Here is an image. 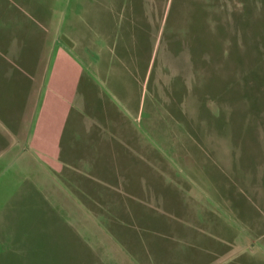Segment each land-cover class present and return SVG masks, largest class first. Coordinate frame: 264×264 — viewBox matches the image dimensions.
I'll use <instances>...</instances> for the list:
<instances>
[{
	"label": "rangeland",
	"instance_id": "obj_1",
	"mask_svg": "<svg viewBox=\"0 0 264 264\" xmlns=\"http://www.w3.org/2000/svg\"><path fill=\"white\" fill-rule=\"evenodd\" d=\"M13 3L0 0V35L10 29L29 45L33 21L53 18L59 47L77 53L85 45L82 91L90 88L95 102L74 112L65 148L71 141L75 156L126 163L137 158L133 134L142 135L148 151L140 150L157 164L150 190L177 204L169 216L149 210L146 224H182L175 232L192 235L194 264H264V0ZM16 106L0 104L13 132ZM35 123L23 128L25 144ZM14 140L0 136V147ZM48 165L36 151L0 148V253L22 254L25 264L39 254L22 232L46 240L50 220L58 224L48 210L87 225ZM87 236L102 240L93 227Z\"/></svg>",
	"mask_w": 264,
	"mask_h": 264
},
{
	"label": "crops",
	"instance_id": "obj_2",
	"mask_svg": "<svg viewBox=\"0 0 264 264\" xmlns=\"http://www.w3.org/2000/svg\"><path fill=\"white\" fill-rule=\"evenodd\" d=\"M7 2L14 5L18 0ZM10 23L15 25L16 17ZM33 23L35 27L27 28L29 45L10 29L0 35V104L17 103L13 111L22 112L16 132L0 121V136L7 139L11 134L16 139L8 145L5 142L0 148L6 150L17 145L38 152L55 171L56 181L63 176V192L79 208L87 225L70 222L72 216L64 214L63 210H48L47 215L56 218L58 224L50 220L46 240H36L40 236L32 234L33 228L28 229L31 233L21 230L27 236L29 248L39 254L37 261L29 258L31 263L194 264L192 235L175 232L184 229L182 224L167 225L165 221L148 226L145 222L149 210L169 216L172 213L168 208L173 209L177 204L169 200V193L162 191L164 196H157L150 190L151 168L157 164L152 165L140 150L148 151L141 144L142 135L133 134L131 126L122 129L127 135H134L131 146L137 158L126 162L128 164L113 158H89L87 152L75 156L72 153L77 148L71 147V141L65 148L64 140L67 134L71 135L74 112L87 107L88 99L95 102L90 88L86 93L82 91L85 69L78 56L85 53V45L77 53L66 46L59 47V22L53 18L46 20V24ZM11 122L15 123V119ZM33 122L38 123V130L25 144L23 128ZM139 136L140 141L135 142ZM123 168L130 174H123ZM38 194L45 201L49 200V195ZM152 196L161 202L151 203ZM91 227L101 233L102 240L87 236ZM14 254L8 257L0 253V264H25L26 256Z\"/></svg>",
	"mask_w": 264,
	"mask_h": 264
}]
</instances>
